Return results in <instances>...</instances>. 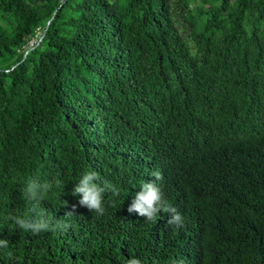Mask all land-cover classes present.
<instances>
[{"label": "trees", "instance_id": "1", "mask_svg": "<svg viewBox=\"0 0 264 264\" xmlns=\"http://www.w3.org/2000/svg\"><path fill=\"white\" fill-rule=\"evenodd\" d=\"M145 181L182 226L128 212ZM41 211L67 227L11 219ZM0 239V264H264V0H0Z\"/></svg>", "mask_w": 264, "mask_h": 264}, {"label": "clouds", "instance_id": "2", "mask_svg": "<svg viewBox=\"0 0 264 264\" xmlns=\"http://www.w3.org/2000/svg\"><path fill=\"white\" fill-rule=\"evenodd\" d=\"M152 176L156 180L161 179V173L159 170L152 173ZM99 176L96 172H86L79 180L75 188L73 189V195L81 194L82 198L79 199V205L86 207L89 211H96L98 214H102L103 208V194L104 192L111 191L113 194L118 195V189L113 187L110 183L104 182L103 186L96 181ZM61 181L56 180V186H59ZM52 183L45 182L43 184L36 180H30L25 190V195L29 200L35 201L38 205L45 197L46 193L52 188ZM142 191L135 194L132 203L128 207V212H137L140 216L146 217L147 220H155L159 212L163 211L171 213L172 218L169 220L170 224H174L177 227L182 226L184 218L167 204V201L163 198V193L160 187L154 181L144 182L141 185ZM76 205L72 206V211L66 213V215H74ZM14 223L25 231H32L33 234H38L41 231H56L58 228H66L67 225L63 222L57 221L56 224H52L43 211L37 214L35 219H26L22 217H11ZM0 247L7 248L8 241L6 239H0ZM127 264H141V261L137 258H130L127 260ZM182 264V262H181Z\"/></svg>", "mask_w": 264, "mask_h": 264}, {"label": "water", "instance_id": "3", "mask_svg": "<svg viewBox=\"0 0 264 264\" xmlns=\"http://www.w3.org/2000/svg\"><path fill=\"white\" fill-rule=\"evenodd\" d=\"M44 34H45V32L42 34L41 38H40L39 41L36 43V45H38L39 42L42 40V38L44 37ZM27 53H28V51L25 53L24 57L26 56Z\"/></svg>", "mask_w": 264, "mask_h": 264}]
</instances>
